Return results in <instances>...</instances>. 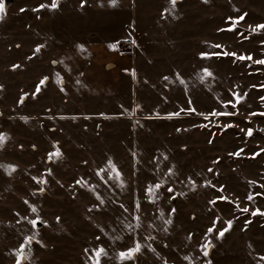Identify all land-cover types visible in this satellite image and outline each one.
<instances>
[{"label":"rangeland","instance_id":"rangeland-1","mask_svg":"<svg viewBox=\"0 0 264 264\" xmlns=\"http://www.w3.org/2000/svg\"><path fill=\"white\" fill-rule=\"evenodd\" d=\"M25 1L3 0L0 19V264L21 255V264H95L98 249L99 264H264V29L252 31L264 25V0H149L166 17L187 7V56L171 38L162 48L166 66L187 62V97L167 78L140 99L150 115L119 120L38 115L42 89L21 70V28L36 15ZM132 43L117 47L131 53ZM57 148L62 156L49 159ZM109 160L118 180L101 172Z\"/></svg>","mask_w":264,"mask_h":264},{"label":"crops","instance_id":"crops-1","mask_svg":"<svg viewBox=\"0 0 264 264\" xmlns=\"http://www.w3.org/2000/svg\"><path fill=\"white\" fill-rule=\"evenodd\" d=\"M149 2L57 0L58 6L53 9V0L25 1L23 8L36 9V15L27 16L21 28L27 62L22 63L21 70L29 81L35 79L36 87L47 78L36 101L41 112L38 115H69L65 116L69 119L103 115L119 120L129 115H150V105L140 99L145 94L154 98L156 88L180 87L187 97V62L180 61L174 69L166 66L165 57H170L171 51L162 49L171 38L174 47H180L177 55L187 56V7L180 6L179 17L172 18L164 15L163 7L157 9ZM172 19L179 27L171 25ZM173 26L179 29V37H172ZM122 40L133 42L131 53L117 47V41ZM154 45L160 51H154ZM31 59L35 62L34 78L27 73L28 61L34 64ZM166 77H174L173 83L164 85ZM145 99L153 105L154 115V101ZM53 118L55 123L69 120Z\"/></svg>","mask_w":264,"mask_h":264},{"label":"snow or ice","instance_id":"snow-or-ice-1","mask_svg":"<svg viewBox=\"0 0 264 264\" xmlns=\"http://www.w3.org/2000/svg\"><path fill=\"white\" fill-rule=\"evenodd\" d=\"M115 2H116V0H112V3H113V4H115ZM176 3H177V0H171V4H172L173 6H175ZM57 6H58L57 0H53V3H52V5H51V7H52L53 9H55ZM81 6L83 7V3H82ZM41 7H45V6H44V5H41ZM4 8H5V6H4V4H3V0H0V19L3 18V15H4ZM229 19L231 20L232 18H229ZM237 19H238V20H243L244 17H243V16H240V17H238ZM257 29H264V25H257L255 28L252 29V31L255 32ZM109 47H110V48H113V49L115 48L114 45H110ZM213 47L220 48L221 46H220V45H214ZM36 51H39V49H37ZM207 55H208V54H202V57H207ZM223 55H229V53H223ZM231 55L235 56L234 53L231 54ZM238 58L241 59V60L245 59V57H243V56L238 57ZM247 59L251 60V57H247ZM256 63L264 64V60H262V61H256ZM211 75H212L211 72H208L207 70H205L204 76H211ZM203 78H204V77L202 76L201 79H203ZM165 79H167V77H166ZM46 80H47V78H45V80H42L41 83H40V85L37 86V93L40 91L41 86H43V85L46 83ZM59 82H60V80L58 79V83H59ZM181 83H183V80H181ZM233 95H234V97H235L237 103H239V101H240L241 99H243V97H241L240 95H238V94H236V93H233ZM262 99H264V98H262ZM21 102H22V101H21ZM229 104H231L233 107H235V104H232L231 101H229L227 104H225L224 107L227 108V107L229 106ZM191 111H195V110L192 109ZM222 114H229V113H219V112H213V113H211V115H213V116H219V115H222ZM171 115H179V113H174V114H171ZM200 115H204V114H203V113H200ZM204 118H205V119H208V116H204ZM227 127H231V125H228ZM247 134H248L249 136H251V135H252V131H251V130H248V133H247ZM0 142H2V137H0ZM241 151H243V150H241ZM233 155H237V156H239L240 153L237 152V153H234ZM61 156H62V153L60 152L59 148H57L55 152L49 154V159H53V158L59 159ZM104 171H108V172H110V173H115L114 176H112V175L110 174V176H109L110 179H116V180H118L119 177H120L119 171L116 169V166L113 164V162H112L111 160L108 161L107 169H102V170H101V172H104ZM210 171H211V169H210ZM99 174H100V173H98V175H99ZM102 178H103V177H102ZM34 179H35V178H34ZM37 182H38V183H46V181H40V180H38ZM81 183H82V181H77V184H81ZM160 187H161V185H159V184H157V185H155V186H150L149 189H148L149 194L151 195L156 189H159ZM219 190H220V191H223L222 188L219 189ZM168 191L171 192V191H173V190L170 188V189H168ZM257 195H264V194L258 193ZM221 199H226V198H223V197H222ZM248 199H249V200H252V199H253V196H252V195H249ZM213 203H215V201H213ZM32 211H33V212H36V209L33 207V208H32ZM242 211H243V212H248L249 209H248V208H244V209H242ZM258 211H259V210H257V212H258ZM257 212H253L252 215H256ZM261 215H264V213H261ZM38 222H39V221H30V223H32L34 227H35V225H36ZM168 223H170V221H168ZM227 223H228L229 227H226V228H224L223 230L219 231V237H223L224 233L227 232V231L229 230V228H230V226H231V221H229V222H227ZM214 230H215V227L213 226L212 228H209L208 231H209V233H212ZM32 239H34V237L29 238L28 243H31V240H32ZM209 246H210V245H205V246H204L205 250H204V253H203V254H204L205 256L208 255V251H207L206 249H207ZM139 250H140V246H139V244H137V246H136L134 249H130L127 253H121V254H120L121 259H128V260H131V259L134 258L135 253L138 252ZM102 254H103V249H98V250H96V252H95V257H96L95 264H99V257H100ZM22 259H26V257H23V256L21 255L20 259H18V261H17V264H21V260H22ZM261 259H264V257H261Z\"/></svg>","mask_w":264,"mask_h":264}]
</instances>
